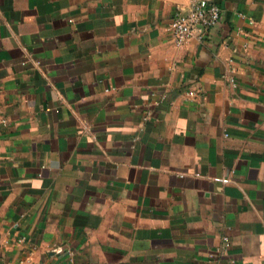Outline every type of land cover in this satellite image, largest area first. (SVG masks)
<instances>
[{"label": "crops", "instance_id": "1", "mask_svg": "<svg viewBox=\"0 0 264 264\" xmlns=\"http://www.w3.org/2000/svg\"><path fill=\"white\" fill-rule=\"evenodd\" d=\"M190 2L0 0V264H264V0Z\"/></svg>", "mask_w": 264, "mask_h": 264}, {"label": "built area", "instance_id": "2", "mask_svg": "<svg viewBox=\"0 0 264 264\" xmlns=\"http://www.w3.org/2000/svg\"><path fill=\"white\" fill-rule=\"evenodd\" d=\"M221 9L216 0H191L190 7L186 10H177L168 24V30L176 46H183L191 36L198 31V38L206 28L214 26L220 19ZM232 86L236 85L233 77L229 78ZM187 95H194L188 91ZM229 246L227 236L223 237L222 245L218 252L222 254Z\"/></svg>", "mask_w": 264, "mask_h": 264}]
</instances>
